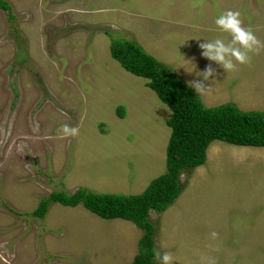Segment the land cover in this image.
Here are the masks:
<instances>
[{"label":"rangeland","instance_id":"obj_1","mask_svg":"<svg viewBox=\"0 0 264 264\" xmlns=\"http://www.w3.org/2000/svg\"><path fill=\"white\" fill-rule=\"evenodd\" d=\"M5 1L0 264H130L141 234L131 221L80 203L52 202L42 218L30 214L51 191L136 194L165 170L170 110L147 79L110 56V40L136 41L187 85L211 63V90L197 94L205 106L264 111V48L250 54V65L224 72L198 47L230 42L215 24L228 10L264 43V0ZM64 124L79 134L65 136ZM179 180L173 203L149 211L154 252H170L173 264H264V146L213 140L204 163Z\"/></svg>","mask_w":264,"mask_h":264},{"label":"trees","instance_id":"obj_2","mask_svg":"<svg viewBox=\"0 0 264 264\" xmlns=\"http://www.w3.org/2000/svg\"><path fill=\"white\" fill-rule=\"evenodd\" d=\"M0 8L10 12L5 0H0ZM109 54L127 72L147 79L146 86L170 110L165 120L169 127L165 170L136 194L94 192L84 187L72 193L51 191L38 201L30 214L42 218L52 202L64 206L80 203L99 217L129 220L141 230L137 252L130 264H152L154 226L149 220V211L161 212L173 203L183 188L179 180L181 172L204 163L205 150L211 141L264 146V111L242 110L232 102L205 106L169 66L148 54L134 40L112 38ZM115 113L123 117L121 105L115 108Z\"/></svg>","mask_w":264,"mask_h":264},{"label":"clouds","instance_id":"obj_3","mask_svg":"<svg viewBox=\"0 0 264 264\" xmlns=\"http://www.w3.org/2000/svg\"><path fill=\"white\" fill-rule=\"evenodd\" d=\"M239 11L228 10L219 15L215 24L231 36L230 42L224 39L216 38L214 40H204L199 43L201 55L210 62H215L224 72L235 71L237 65H250L251 53H258L264 48L262 43L250 28L243 25ZM201 79H193L188 82V87L194 89L197 94H204L211 90L210 81L216 77V69L212 64L205 66L202 72H199ZM209 82V83H206ZM62 132L65 136H76L79 134L77 127H71L67 124L62 125ZM217 234L214 232L212 236ZM156 264H173L174 257L170 252H154Z\"/></svg>","mask_w":264,"mask_h":264},{"label":"crops","instance_id":"obj_4","mask_svg":"<svg viewBox=\"0 0 264 264\" xmlns=\"http://www.w3.org/2000/svg\"><path fill=\"white\" fill-rule=\"evenodd\" d=\"M146 185H147V184H146ZM144 188H145V187H144ZM144 188H143V189H144ZM143 189H142V190H143ZM140 192H141V191H140ZM140 192H139V193H140ZM139 236H140V235H139ZM138 238H139V237H138ZM136 252H137V250H136ZM136 252H135V254H136ZM135 254H134V255H135ZM134 255H133V256H134ZM132 258H133V257H132ZM131 260H132V259H131ZM130 262H131V261H130Z\"/></svg>","mask_w":264,"mask_h":264}]
</instances>
